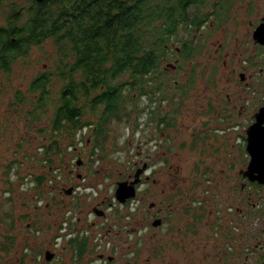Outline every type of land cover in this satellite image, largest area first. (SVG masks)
<instances>
[{
	"label": "flooded vegetation",
	"instance_id": "flooded-vegetation-1",
	"mask_svg": "<svg viewBox=\"0 0 264 264\" xmlns=\"http://www.w3.org/2000/svg\"><path fill=\"white\" fill-rule=\"evenodd\" d=\"M51 1L0 0V85L26 62L21 42L29 17ZM210 3L189 16L200 24L170 38L161 75L149 81L141 98L145 106L137 103L132 110L122 141L116 143L106 126L89 124L74 137L62 134L64 126L54 130L50 118L56 102H47V124L37 131L48 132L43 139L50 145L39 149L51 176L47 172L34 181L36 197L51 202L34 205V219L17 217L30 234L15 263L37 264L42 254L45 264H58L61 253L69 256L68 264H264V176L252 168L251 149L259 138L252 127H264V0ZM7 39L11 44L5 47ZM167 70L180 74L179 81L165 77ZM19 94L28 100V93ZM23 107L29 120L34 110ZM41 116L35 121L30 116L28 124ZM101 142L114 147L116 164L102 158L108 152L98 149ZM56 161L65 164L68 189L53 169ZM9 171V164L0 166L4 181ZM91 179L109 180V190L87 191L81 184ZM118 185L124 188L121 196L133 189L123 203L115 197ZM4 195L9 196L8 186ZM10 200L0 199V264H10L3 260L17 242L10 237L17 226ZM40 208L53 229L51 239L44 234L46 250L38 227L43 215L35 214ZM87 216V223L93 221L90 237L78 228ZM97 225L98 233L93 232Z\"/></svg>",
	"mask_w": 264,
	"mask_h": 264
},
{
	"label": "trees",
	"instance_id": "trees-1",
	"mask_svg": "<svg viewBox=\"0 0 264 264\" xmlns=\"http://www.w3.org/2000/svg\"><path fill=\"white\" fill-rule=\"evenodd\" d=\"M210 4V0H52L37 7L21 43L28 54L32 46L50 40L54 67L30 82V101L18 91L14 105L22 108L29 102L34 111L28 115L35 121L36 113L44 115L49 108V87L58 84L56 103L50 108L54 130L64 126V132L74 137L89 125L82 121L86 109L99 112L98 129L109 119L120 123L131 118L135 101L148 94L151 78L161 75L170 38L189 24H200L189 16ZM2 44L11 43L7 39Z\"/></svg>",
	"mask_w": 264,
	"mask_h": 264
},
{
	"label": "rangeland",
	"instance_id": "rangeland-1",
	"mask_svg": "<svg viewBox=\"0 0 264 264\" xmlns=\"http://www.w3.org/2000/svg\"><path fill=\"white\" fill-rule=\"evenodd\" d=\"M181 32L179 33V35ZM176 45H178L176 43ZM55 61V47L53 46L52 42L48 40L46 43L41 44L39 48H32L31 52L28 53V57L26 62L21 66H19L15 71L13 77L10 79L8 84L0 85V129L5 127V125H9L8 131L0 132V166H4L5 164L10 165V174L9 180L4 181L2 175L0 174V199L3 198H11L9 202V209L13 211V219L16 220L17 226L15 228H10V237H13L14 240L17 239V242L11 244V249L9 251V255L5 257L3 261H8L10 264H14L17 261L19 253L25 251L23 248V244L28 245V234L24 231L25 223L19 224L17 217L26 214L27 216L34 219V205H38L41 203L42 206L45 205L47 202H51L49 197L42 198L36 197V186L34 178L38 175L49 173L48 163H45L46 158H40L41 151L39 148H42L41 145L48 146L49 140L44 141L43 133L45 135L48 134L47 131H43L39 133L37 130L39 128L44 127L47 124V113L40 117V120L36 122L34 125H29L28 122L30 121L27 119V109L28 107H13L15 106L12 100V97L16 91L21 92L22 94L27 93V89L29 86V82L33 77H36L39 73L43 71H53ZM165 66V65H164ZM201 67V66H200ZM168 72V70H167ZM177 75V76H176ZM175 78V80L179 81L180 74H176V72H171L166 74L165 77ZM56 80L53 79V82ZM54 84V83H53ZM59 85H52L49 87V90L52 91L51 98L54 101L56 96L55 93L58 91ZM28 97V101L31 100V96L26 94ZM144 105V100H139V102L135 101V105ZM13 104V106H12ZM133 104V103H132ZM130 104V105H132ZM30 103L28 102L27 106ZM128 105V106H130ZM133 106V105H132ZM86 113L84 115V121H88V124L91 126H95L100 123V118L98 113L93 114L89 109H86ZM36 118L38 117V113H36ZM42 119V121H41ZM129 119H123L120 123L113 122L109 119L107 123L100 124L101 126H106L105 130H110L112 133L110 135H116L117 138L115 142L122 141L124 136L127 135L126 126L129 124ZM28 124V125H27ZM25 126H28L25 129ZM33 127V128H31ZM110 127V128H109ZM81 136L83 135V130L80 131ZM76 133V132H75ZM59 134V133H58ZM54 135V137L58 136ZM62 134L66 135L65 132ZM113 141V140H112ZM111 140L109 141V143ZM107 142H101L98 144V149H106L107 154H105L102 158L105 159L108 163L116 164L117 159H115L116 153L114 147ZM114 144V143H113ZM109 145V146H108ZM115 145V144H114ZM64 147V145H62ZM61 147V148H63ZM97 148V147H96ZM110 151V152H109ZM60 154V153H59ZM110 164H108L109 166ZM52 166V165H51ZM55 167L60 171V184H65V189H68L70 184L66 182L64 179L63 172L65 171L64 167L65 164L62 165L61 161H56L54 164ZM48 169V170H47ZM50 174V173H49ZM58 176V173H56ZM51 176V174H50ZM72 182L75 183L74 178H71ZM84 186L83 188L89 187L93 189V191L98 190L99 194L102 195L100 189L102 190H109V180L104 181H97L95 179H91L89 182H84L81 184ZM8 186L9 188V196L4 195L5 189ZM47 187V186H46ZM4 189V190H3ZM45 211V212H44ZM1 212V211H0ZM37 216L43 215L41 219V223L38 224L39 230L43 231L40 241L42 240V249H48V244L45 240L44 234L51 239L53 234L52 231H49V225L52 227L51 220L47 216V211L40 208L38 212H35ZM75 217V216H74ZM82 218V215L80 217ZM89 216H87L86 222L81 221V225L78 226L79 230L81 229L82 232H85L88 237L91 236L92 233V219L91 222L87 223ZM91 218V217H90ZM60 224L63 225V220L60 218ZM84 224V225H82ZM20 225V226H19ZM99 225L95 227L93 232H99ZM61 228V227H60ZM39 238V235H38ZM95 238H98V235H95ZM94 240V238L92 239ZM94 243V242H93ZM30 244V241H29ZM106 247H108V243H106ZM3 246V245H2ZM50 248V247H49ZM107 252V250H106ZM59 258L57 260L58 264H68V257L67 255L59 253L57 255ZM31 259V258H30ZM37 264H45V260H43V256L41 254L40 257H37ZM19 264V263H15ZM25 264H35L30 260L26 261ZM51 264V263H48Z\"/></svg>",
	"mask_w": 264,
	"mask_h": 264
},
{
	"label": "water",
	"instance_id": "water-1",
	"mask_svg": "<svg viewBox=\"0 0 264 264\" xmlns=\"http://www.w3.org/2000/svg\"><path fill=\"white\" fill-rule=\"evenodd\" d=\"M260 116H264V106L260 110ZM263 120L260 122L262 123ZM257 124V123H256ZM259 125V126H258ZM257 127H252V131H255L257 128V131L254 133L259 135L258 140L256 143H252L251 149L253 151L252 156L255 157V159L252 162V168H255L259 171L260 174L264 176V127H260V124L258 123ZM254 129V130H253ZM256 159H261L256 160ZM264 180V177L260 179V181ZM130 193L124 196H121L122 193L124 192V188L121 185H118V188L115 192V197L116 199L120 202L123 203V199H128L131 198L133 195V189L132 187L130 188ZM52 257V256H49Z\"/></svg>",
	"mask_w": 264,
	"mask_h": 264
}]
</instances>
